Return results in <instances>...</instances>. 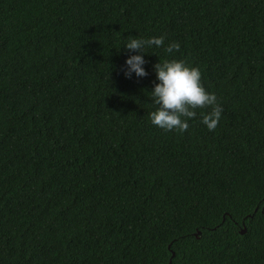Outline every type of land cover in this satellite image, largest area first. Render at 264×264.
<instances>
[{
	"label": "trees",
	"instance_id": "16d2710c",
	"mask_svg": "<svg viewBox=\"0 0 264 264\" xmlns=\"http://www.w3.org/2000/svg\"><path fill=\"white\" fill-rule=\"evenodd\" d=\"M159 58L214 131L152 125ZM0 264H264V0H0Z\"/></svg>",
	"mask_w": 264,
	"mask_h": 264
},
{
	"label": "clouds",
	"instance_id": "9594fccd",
	"mask_svg": "<svg viewBox=\"0 0 264 264\" xmlns=\"http://www.w3.org/2000/svg\"><path fill=\"white\" fill-rule=\"evenodd\" d=\"M165 39L163 35L147 39L130 36L124 47L128 52L138 54L127 58L124 75L127 78H131L133 73L137 77L148 76L144 67L147 63L144 59L147 48H164L166 54L180 51L179 42L173 41L165 46ZM153 67L159 83L154 82V88L149 92V98L155 105V110L148 114L152 125L165 132L176 131L183 134L190 127L189 120L196 118L197 109H210L201 113V123L209 131L218 127L223 108L216 94L209 93L205 88L203 73L198 66H192L183 59L159 58V62Z\"/></svg>",
	"mask_w": 264,
	"mask_h": 264
},
{
	"label": "water",
	"instance_id": "95a60500",
	"mask_svg": "<svg viewBox=\"0 0 264 264\" xmlns=\"http://www.w3.org/2000/svg\"><path fill=\"white\" fill-rule=\"evenodd\" d=\"M245 230H246V229L244 228V229L242 230V232H245ZM200 233H201V231H197V232H196V235H199Z\"/></svg>",
	"mask_w": 264,
	"mask_h": 264
}]
</instances>
